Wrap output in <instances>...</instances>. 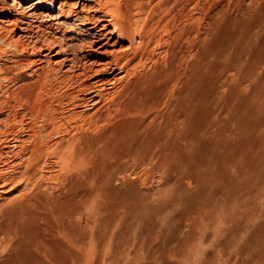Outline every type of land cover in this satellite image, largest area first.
<instances>
[{
  "label": "rangeland",
  "instance_id": "obj_1",
  "mask_svg": "<svg viewBox=\"0 0 264 264\" xmlns=\"http://www.w3.org/2000/svg\"><path fill=\"white\" fill-rule=\"evenodd\" d=\"M55 1L29 51L13 46L23 32L0 41V264H264V0ZM93 15L113 44L116 21H140L136 45L151 43L132 71L76 79L31 54L86 50ZM99 80L105 98L87 106Z\"/></svg>",
  "mask_w": 264,
  "mask_h": 264
},
{
  "label": "bare ground",
  "instance_id": "obj_2",
  "mask_svg": "<svg viewBox=\"0 0 264 264\" xmlns=\"http://www.w3.org/2000/svg\"><path fill=\"white\" fill-rule=\"evenodd\" d=\"M100 3H102L101 1H98ZM17 3V2H16ZM25 4V3H24ZM17 5V4H16ZM22 5V4H21ZM58 3L55 0H35L33 1V3L28 6V7H20L19 9H16L15 7H9L7 6L4 2H2L0 0V16H3L4 18L9 17L10 19L8 20H1L0 23L5 24L6 25H10L11 29L7 30L6 34L4 33V29L2 30V28H0V41H6L8 38V34H10L11 32H23L24 35L19 37L17 40H15V44L13 45L15 49L17 50H21L23 51V53H25L28 49L27 47L24 46V43H22V39L25 38L26 34H29L30 31H49V30H53L54 26L56 24H50L47 25V23H50L52 21L55 20V18L53 17V13L54 10L59 9V6H57ZM61 6H63V4H59ZM99 5V4H98ZM106 5V4H105ZM20 6V5H19ZM104 6V5H103ZM101 5H99L98 7L105 11L104 13H106L107 15L111 16L112 18H117L120 15H116L118 14V12H112L110 10L112 9H106ZM107 7L109 5H106ZM63 9V8H62ZM106 9V10H104ZM49 10V13H46V11ZM121 13V12H119ZM129 13V12H127ZM61 15H59V18H62V14L63 12H60ZM78 13H70V17L71 18H77ZM123 14V13H122ZM181 14V13H180ZM105 15V16H107ZM128 15V14H123ZM177 15V14H176ZM125 17L123 18V21L118 22L116 21L114 23V27H116V33L118 34L117 36V40L116 42H114V33L112 32V30L110 31L109 28L112 25V21L109 19H106L104 16L103 17H98L96 18L94 15L93 16H88L86 18V24L84 23H79V25L81 26H88V31L89 33L91 32V35L94 34L92 41L89 43V45H87L85 47L86 50L83 51L84 47L82 46V43H76V45L74 44H70L67 41H63L62 44H56V43H51L50 45V50L49 53L47 55H44L43 59L41 56L42 50L38 49L37 47H34V49L32 50L33 52L31 53L33 56H37L39 58H41L40 60H38V62L40 63H48V64H53L51 63V61L53 59H58L55 61V66L56 67H63L65 65V67H69L70 68V72L73 73V78H86L88 77L91 73H94L95 76H106L107 74L112 76L114 75L116 72H122L124 71L126 68H130V66L136 61V59L138 58L137 55L139 53V50L141 47H144L145 45H149L151 43H147L144 44V42H140L139 45H136V36L137 34H139V32H142V28L138 25L137 22L136 24H132V17L130 18L131 21H128L129 23L126 24L124 21ZM129 17V15H128ZM73 20V19H72ZM135 20V19H133ZM79 21V19L75 20V22ZM58 26V25H57ZM150 26V25H149ZM56 27V26H55ZM143 27V26H142ZM55 29V28H54ZM57 30V29H56ZM60 30V29H59ZM87 31V32H88ZM51 32V31H50ZM55 32V31H54ZM65 32V31H64ZM49 33V32H48ZM53 33V32H52ZM38 34V33H37ZM47 34V33H46ZM50 34V33H49ZM28 38H31V36L29 35ZM123 39L128 40L130 43V46L127 49H122L121 51H110L111 48L115 47V44H117L118 42L122 41ZM31 40V39H30ZM143 45V46H142ZM13 48V47H12ZM146 48V47H145ZM148 48V47H147ZM142 50H145L142 48ZM29 51V50H28ZM81 51L87 53V56L85 57V59H83L84 57H81L80 54ZM141 52V51H140ZM145 54V51L143 53V55ZM142 55V54H141ZM140 55V56H141ZM140 58V57H139ZM141 59V58H140ZM17 60V59H16ZM37 61H32L33 65H35ZM37 62V63H38ZM16 63V62H15ZM21 63V62H20ZM31 63V62H30ZM140 63V62H139ZM29 64V63H28ZM27 64V65H28ZM4 65V64H3ZM19 65V64H18ZM32 65V64H30ZM6 66V65H5ZM54 66V67H55ZM112 66H115L114 71H112ZM54 67H51V70H54ZM138 67V66H137ZM128 68V69H129ZM131 69V68H130ZM39 71V70H38ZM69 71V70H68ZM130 71V70H129ZM132 71V69H131ZM48 72V71H47ZM50 72V70H49ZM126 73V72H125ZM45 74V72H44ZM128 75H131L130 72H128ZM207 75V74H206ZM45 78V77H44ZM9 79V78H8ZM105 84V82L103 80H99L96 83L92 84L91 86H89L88 88H86V91L89 92V94H91L92 96L89 99H86L85 103L87 104V106H91V107H95L97 105H99L103 99L105 98V88H102V86ZM81 87V85H78V88ZM75 88V87H74ZM73 88V89H74ZM17 94V93H16ZM68 95V94H67ZM98 99V101H97ZM22 100V99H21ZM93 103V104H92ZM10 104V103H9ZM139 107V106H138ZM135 111V110H134ZM95 116V115H94ZM93 119V117H91ZM99 118V117H98ZM86 124V123H85ZM82 128V126H81ZM48 134V133H47ZM50 134V133H49ZM143 145V144H142ZM65 147V146H63ZM67 147V146H66ZM67 148H71V147H67ZM65 149V148H63ZM72 149V148H71ZM66 150V149H65ZM69 151V150H68ZM57 156V153H56ZM33 160V159H32ZM38 164V163H37ZM40 168V167H38ZM38 171V169L36 170V172ZM2 173V172H1ZM33 172L31 171H25L23 172L20 176L23 178H21V181L25 180V179H29L31 177V175ZM37 174V173H36ZM34 177V176H33ZM16 178V177H15ZM27 181V180H26ZM6 182V181H5ZM9 182V181H8ZM1 188V187H0ZM27 210V209H26ZM32 210V209H31ZM26 214V212H25ZM30 214V213H29ZM40 214V213H39ZM43 214V213H42ZM17 215V214H16ZM49 215V214H48ZM52 215V214H51ZM43 216V215H42ZM15 217V216H14ZM19 217V216H18ZM14 221V223L12 224L13 229L11 228V230L18 234L20 232V230L24 229V222L23 220L19 217ZM29 217V216H28ZM35 217V216H34ZM27 218V217H26ZM39 218V217H37ZM12 220V219H11ZM39 220V219H38ZM43 220V219H42ZM32 220H30L31 222ZM46 221V218L45 220ZM12 222V221H11ZM29 222V223H30ZM43 222V221H42ZM49 222V221H48ZM10 223V222H7ZM7 226V225H6ZM35 226V224H34ZM52 227V226H51ZM48 228V227H47ZM41 229V228H40ZM10 230V228H9ZM28 230V229H27ZM39 230V229H38ZM46 230V229H45ZM32 231V230H31ZM64 231V230H63ZM0 232H3L2 226H0ZM53 232H55L53 230ZM52 232V233H53ZM22 233V232H21ZM28 233V231H27ZM47 233V232H46ZM67 233V231H66ZM41 233H39L40 235ZM24 235V234H23ZM36 235V234H35ZM19 238V237H16ZM23 238V237H22ZM45 238V237H44ZM4 239V238H3ZM13 239V238H12ZM20 239V238H19ZM25 239V238H24ZM27 240H29L27 238ZM26 240V241H27ZM37 240V239H36ZM39 240V239H38ZM37 240V242H38ZM42 240V239H41ZM13 241V240H12ZM11 241V242H12ZM25 241V242H26ZM15 242V241H14ZM20 242H24L23 240ZM32 242V241H30ZM29 242V244H31ZM40 242V241H39ZM42 242V241H41ZM40 242V243H41ZM16 243H19L16 241ZM23 244V243H22ZM26 245V244H25ZM33 245V244H32ZM36 245V243H35ZM11 246L13 247V244L11 243ZM15 246V245H14ZM19 246V244H18ZM31 246V245H30ZM39 246V244H38ZM44 246V245H43ZM50 246V245H49ZM53 246V245H52ZM37 247V246H36ZM45 247V246H44ZM22 249V247H20ZM14 249V248H13ZM28 249V248H27ZM36 250H38V248H35ZM44 249V248H43ZM46 249V248H45ZM51 249V248H49ZM53 249V247H52ZM40 250V248H39ZM6 251V250H5ZM29 252V251H28ZM45 253V252H44ZM47 253H48V249H47ZM37 254V253H36ZM46 254V253H45ZM66 254V253H65ZM60 255V254H59ZM62 259V258H61ZM32 262V261H31ZM35 262V261H34Z\"/></svg>",
  "mask_w": 264,
  "mask_h": 264
}]
</instances>
